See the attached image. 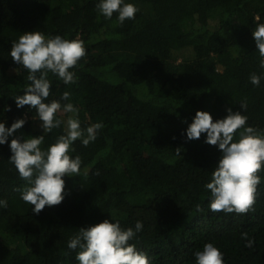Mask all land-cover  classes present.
I'll return each mask as SVG.
<instances>
[{
  "label": "trees",
  "instance_id": "16d2710c",
  "mask_svg": "<svg viewBox=\"0 0 264 264\" xmlns=\"http://www.w3.org/2000/svg\"><path fill=\"white\" fill-rule=\"evenodd\" d=\"M97 2L0 0V122L10 127L26 118L16 137L43 134L35 110L16 107L29 73L9 55L13 41L38 30L79 38L86 49L71 69L75 84L48 74V101L68 91L61 104L79 109L83 128L103 124L88 146L75 142L80 175L64 177V201L39 215L20 198L27 181L9 162L8 145H0V199L7 201L0 207V264H77L69 239L111 218L125 229L143 223L130 243L150 264H195L194 253L208 242L221 249L224 264H264V170L246 214L210 212L204 185L221 153L204 143L206 134L190 142L182 135L198 110L215 120L229 107L243 113L241 103L248 125L264 132V68L252 37L254 18L264 21V0H128L139 11L123 24L116 14L100 15ZM252 73L262 76L259 87L249 82ZM63 127L45 134L41 147Z\"/></svg>",
  "mask_w": 264,
  "mask_h": 264
},
{
  "label": "clouds",
  "instance_id": "9594fccd",
  "mask_svg": "<svg viewBox=\"0 0 264 264\" xmlns=\"http://www.w3.org/2000/svg\"><path fill=\"white\" fill-rule=\"evenodd\" d=\"M97 11L111 20L116 14L120 24L135 19L139 9L128 0H98ZM252 37L260 57V67L264 68V21L257 15ZM86 54L84 43L79 38L65 39L60 35L46 36L41 31L24 32L18 40L12 42L9 55L14 63L28 71L30 82L23 94L14 97L16 107L34 109L43 130L42 135L16 137L15 134L27 123L26 118L15 120L11 126L0 122V145L7 144L11 156L9 162L14 165L21 180L27 181V187L21 190L20 198L32 206V212L39 215L46 206L61 204L65 199L66 181L64 177L79 176L82 160L73 145L79 140L88 146L97 139L103 128L101 122L81 126L79 109L69 101L71 93L65 91L59 99L48 101L52 73L65 85L75 84L77 76L73 69ZM262 76L252 73L249 82L259 87ZM239 110L226 109L223 118L215 119L204 110H198L192 122L182 132L185 142L199 140L216 146L221 155L211 173V179L204 187L210 193L208 208L210 212L226 214H246L255 202V194L261 184L259 172L264 170V132L248 125L244 114L246 104L241 103ZM62 111L68 113L66 120L57 118ZM34 119V118H33ZM63 127V134L46 149L41 145L44 136L53 129ZM12 138L9 143V138ZM182 147H177L176 155L181 156ZM7 201L0 199V207H6ZM143 223L137 221L135 228H122L119 221L104 219L102 222L79 228L69 239L67 247L73 250L77 264H150V257L139 250L134 243L136 235L143 230ZM246 246L254 243L247 239ZM195 264H224V254L213 242L205 243L201 250L194 253Z\"/></svg>",
  "mask_w": 264,
  "mask_h": 264
}]
</instances>
